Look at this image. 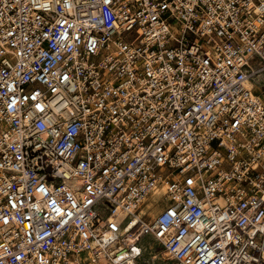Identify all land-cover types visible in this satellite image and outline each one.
Returning <instances> with one entry per match:
<instances>
[{"label": "built area", "instance_id": "1", "mask_svg": "<svg viewBox=\"0 0 264 264\" xmlns=\"http://www.w3.org/2000/svg\"><path fill=\"white\" fill-rule=\"evenodd\" d=\"M147 238L264 264V0H0V264Z\"/></svg>", "mask_w": 264, "mask_h": 264}, {"label": "rangeland", "instance_id": "2", "mask_svg": "<svg viewBox=\"0 0 264 264\" xmlns=\"http://www.w3.org/2000/svg\"><path fill=\"white\" fill-rule=\"evenodd\" d=\"M143 245H144V247L149 248L152 245V240L150 238L145 239L143 241ZM165 258H166V256H164L162 251L158 250V252L148 253V255L146 256V260L144 258L141 260V264H159V262L161 264H168L169 262H166ZM152 260H153V262H152ZM169 264H171V263H169Z\"/></svg>", "mask_w": 264, "mask_h": 264}, {"label": "bare ground", "instance_id": "3", "mask_svg": "<svg viewBox=\"0 0 264 264\" xmlns=\"http://www.w3.org/2000/svg\"><path fill=\"white\" fill-rule=\"evenodd\" d=\"M163 192H164V189L157 190L151 196L150 200L151 201H155V199L157 200V198H159V196H162L163 195ZM157 209H158V207H156V210ZM156 210L154 212H157ZM150 239L152 240V245L149 248L144 247L143 242H142V245H141V247L144 248V251H145V256H144V259L145 260H146V256L148 255V253L158 252V250H161V248H162V245L159 243V241L157 239H155V238H150ZM162 253L164 254V256H166V258H165L166 262H169L170 263L169 258H168V255L165 254V251H162ZM152 262H153V260H152ZM159 264H161V263L159 262Z\"/></svg>", "mask_w": 264, "mask_h": 264}]
</instances>
